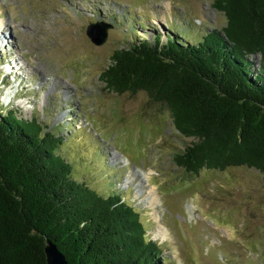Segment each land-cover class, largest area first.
I'll use <instances>...</instances> for the list:
<instances>
[{"label":"rangeland","instance_id":"374dc122","mask_svg":"<svg viewBox=\"0 0 264 264\" xmlns=\"http://www.w3.org/2000/svg\"><path fill=\"white\" fill-rule=\"evenodd\" d=\"M213 1L0 0V28L6 23L14 38L11 48L0 45V108L60 137L73 174L134 207L168 264H264L263 175L247 166L187 172L173 156L195 139L174 127L170 111L145 91L118 93L100 78L129 39L221 32L227 18ZM98 21L112 24L102 44L86 33ZM15 58L21 69L11 68ZM149 183L155 215L140 201L145 192L135 198ZM158 223L165 241L154 236Z\"/></svg>","mask_w":264,"mask_h":264},{"label":"trees","instance_id":"16d2710c","mask_svg":"<svg viewBox=\"0 0 264 264\" xmlns=\"http://www.w3.org/2000/svg\"><path fill=\"white\" fill-rule=\"evenodd\" d=\"M213 7L227 18L221 32L129 39L100 78L118 93L145 91L170 111L174 127L195 139L173 156L187 172L247 166L264 177V66L250 59L264 61V0ZM2 111L0 264H48V239L69 264H168L134 207L73 174L60 137Z\"/></svg>","mask_w":264,"mask_h":264},{"label":"bare ground","instance_id":"6f19581e","mask_svg":"<svg viewBox=\"0 0 264 264\" xmlns=\"http://www.w3.org/2000/svg\"><path fill=\"white\" fill-rule=\"evenodd\" d=\"M13 42H14V38L10 35L8 27L6 26V23H5L0 28V45H2L3 48L4 47L11 48L12 45H13ZM18 62H19L18 58H15V59L11 60V62H10L11 68L12 69H17V68L21 69L22 68L21 67L22 64L20 63L21 65H19ZM5 81L6 80H3V82H5ZM56 84H57V82L54 84V86H56ZM19 93H21V92H19ZM66 93L68 95L70 94L69 89H68V91H66ZM11 95H12L11 92L7 93V96L10 97ZM146 176H147L146 180L148 181L147 173H146ZM127 178L131 181L130 176L127 177ZM144 192L146 193V196L143 197L142 199H140V201L146 202L147 203V207L151 206L152 207V210H151L152 213L151 214L155 215L154 210H155V207H156L155 205H157L156 189H155V187L153 185H151V183H149V184H147L146 191H144V189L136 191L135 198L141 197L142 193H144ZM148 197L150 198L149 200H148ZM148 203H149V206H148ZM167 235L168 234H167V231H166L165 227H163L160 223L156 224V230L154 232V236L157 237V239H159L161 241H165V240H167Z\"/></svg>","mask_w":264,"mask_h":264},{"label":"water","instance_id":"95a60500","mask_svg":"<svg viewBox=\"0 0 264 264\" xmlns=\"http://www.w3.org/2000/svg\"><path fill=\"white\" fill-rule=\"evenodd\" d=\"M111 26L112 24L104 21L90 23L87 26L86 33L91 41L96 44H102L106 40L107 28H110ZM102 27V31H99ZM45 254L48 264H69L65 254L50 239L46 241Z\"/></svg>","mask_w":264,"mask_h":264}]
</instances>
